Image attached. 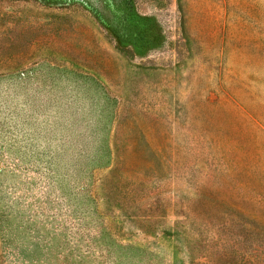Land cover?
Listing matches in <instances>:
<instances>
[{
  "label": "rangeland",
  "instance_id": "rangeland-1",
  "mask_svg": "<svg viewBox=\"0 0 264 264\" xmlns=\"http://www.w3.org/2000/svg\"><path fill=\"white\" fill-rule=\"evenodd\" d=\"M48 160L126 264H264V0H0V212Z\"/></svg>",
  "mask_w": 264,
  "mask_h": 264
},
{
  "label": "trees",
  "instance_id": "trees-1",
  "mask_svg": "<svg viewBox=\"0 0 264 264\" xmlns=\"http://www.w3.org/2000/svg\"><path fill=\"white\" fill-rule=\"evenodd\" d=\"M50 163L46 161L43 167L48 181L46 188L36 189L39 194L33 190L37 181L15 179L14 188H26L21 197L28 198L24 210L28 216L1 210L0 248L11 250L17 246V257H30L39 264H126L133 246L117 241L105 226L96 234L86 232L88 224H92L87 220L90 211L78 201L73 190L62 187L61 194L54 196L57 173Z\"/></svg>",
  "mask_w": 264,
  "mask_h": 264
}]
</instances>
